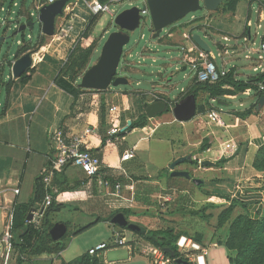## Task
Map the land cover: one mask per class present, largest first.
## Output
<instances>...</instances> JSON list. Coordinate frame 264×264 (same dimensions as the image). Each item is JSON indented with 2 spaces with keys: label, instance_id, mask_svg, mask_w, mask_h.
Wrapping results in <instances>:
<instances>
[{
  "label": "crops",
  "instance_id": "0c3cea01",
  "mask_svg": "<svg viewBox=\"0 0 264 264\" xmlns=\"http://www.w3.org/2000/svg\"><path fill=\"white\" fill-rule=\"evenodd\" d=\"M40 1L43 0H31V7L35 8ZM244 1L246 10L242 11L241 6L243 0H239L235 12L229 14L209 12L207 15L203 16V18H199L203 20L201 21L203 23H197L196 21L194 24L190 23L188 25H182L183 27L180 29H172L168 33L169 37H164L163 42L171 43L176 46L179 44L181 48L182 45L187 43L184 34L190 32V30L191 33L197 30L204 32L207 36L211 37L215 33H220V35H223V39L228 37L231 40L230 36H233L236 39L235 45L232 46L234 50L239 51L240 44H243L244 47L249 50L252 47L251 45L255 44L257 35L261 36V41L263 39L259 32H257L256 35L253 33L251 7L253 2L256 1L258 5L256 10L258 14L257 23L258 25L264 24V0ZM22 2L23 13H20L27 16L31 11L24 8L26 0H23ZM80 2L81 0L78 1V5H80ZM73 7H75L74 4L72 8ZM68 9L70 10V8ZM212 13H214V15ZM67 16L68 14L65 13L64 16L57 18L55 36L49 37L44 35L46 40L49 38L44 46L48 45L49 47L46 52L43 53L42 60L37 63L34 62V64L27 70L26 80H21V77L25 73L20 78L13 77L11 70L12 65L9 70L10 74L4 73V80H0V199L2 201V207H0V246L2 248L0 250V264H18L17 260L19 252L16 250H13L12 252L15 259H12L11 254L7 259L5 256L6 250L2 238L6 230V223L13 209L16 210L18 205L28 204L32 201L36 178L42 176L43 181L46 170L52 167L55 150L51 145L50 138L56 131H63L66 135H73L81 133L88 127L95 128V133L89 137L92 141L90 149L102 156L105 166L109 168L119 166L122 154L133 148L135 149L136 157L132 160L137 159V161L133 163L130 162L132 160L123 163L125 169L130 175V179H126L125 177H120L119 179L124 185L130 183L134 186V193H132L130 189H123V195L126 198H131L132 194H134L133 201H125L120 198L111 197L100 185L98 179L85 178L84 174L77 168L70 167L66 168L64 171L56 172L52 181L51 192L55 198H58L59 204L64 205V207L59 211L50 213L49 233L51 235V230L55 224H65L67 227V233L63 238L54 239L51 235L54 240L63 242L65 244V249L68 247L69 243L70 245L72 244V236H76L80 232L90 229L102 221L110 222L113 227H115L114 230H117L116 236L114 237L115 241L113 242V245L116 246L118 234L126 236L125 230L128 229L112 222V218L117 213H123L130 222L139 225L141 230L144 229L142 225L134 222L132 218H130L134 216V213L136 212L133 209V203H135V200H138L139 197L136 191V185L137 183L140 184L144 182L160 183L164 177L161 174H158L159 171L154 167L152 162H149L148 164L146 162L142 163L140 158H138L139 153L141 152L140 146L143 142L156 140L158 142L167 143L169 145V149H167L169 154L159 168L165 171L168 170L167 174L170 178L183 179L192 182H194L192 178H197L195 176L196 174L194 175L193 172H200L202 174L209 172V174H211L220 171L221 175L222 173L225 174L226 178L231 181H233V179L239 180L240 178L238 177L244 176L241 171V166L252 164L258 150L264 145V118L261 119L263 114L261 113L262 111L259 113L258 106L255 112L253 111L251 115H247L246 117H240L241 115H239L243 114L252 104L258 103L260 100V97H256L250 89H247L242 94L238 92L225 95L220 101L211 98L208 92L201 91L197 97L198 115L190 121H179V130L176 131L175 135L172 132H160L163 125H172L174 121H178L175 119L172 111H167L158 114L154 118H149L147 116L149 122L146 127H137L120 132L118 139H115L111 144H107L105 139L107 132L110 129H124L128 126L129 121H132L133 123L135 120H138L142 114H146V107L150 103L165 100L171 102L173 105L174 102L169 99V96H165L157 91H145L142 89H136L133 86L132 88L109 87L106 90L85 91L81 93L78 98L61 89L55 82L56 77L64 62L68 59V51L70 50V47L76 45L78 42L77 40L79 39L78 37L83 30L82 28V30L74 35L73 32L76 27H73V25L75 26V24H71L72 22L69 23L67 21ZM228 16H231L229 20L224 19ZM215 21H217L216 24H214ZM242 21L243 23L241 24ZM65 26L69 28L73 27L67 38L62 37V31H64L63 27ZM2 28L3 25L0 24V31ZM207 28H209V30H207ZM60 29H62V31H60ZM227 30L233 32H228ZM245 31L248 33L246 37L243 36ZM60 34L62 36H60ZM41 35L43 36L42 32ZM246 38H248V42L245 41ZM101 42H99L95 52L98 51ZM23 44L25 43L23 42L20 46ZM217 45L220 46L218 42ZM43 47L36 52H31V54H33L32 58L35 59V54L41 52ZM239 54L236 52L235 56ZM142 56L143 59L146 58L144 54ZM12 59L14 60L15 58L12 57ZM48 59H52L57 62V64L50 62ZM143 59L139 60L137 64H131L128 61H124V70L128 67L130 73L141 72L139 66L144 62ZM254 59L255 58L253 57L252 60H247L256 63ZM223 65L226 66V63L223 62ZM218 66L222 67L221 63ZM234 67L238 69V67ZM248 72L250 71L244 68L236 71V74L239 79H248L254 76L252 73ZM10 79L13 80L12 87L9 93H7L4 82ZM130 83L131 81L129 80V84ZM195 83L196 79L194 78L191 87L186 90L188 94L189 89L192 88ZM225 88L233 90V87L231 86H225ZM184 96L186 95L176 99L180 100ZM201 96H203V100L201 99ZM204 98L208 101H205ZM214 103H219L221 107H215L213 105ZM201 106L205 107L204 111H201ZM113 107H117V111H113ZM166 114H172L173 118L160 123L159 120H163L160 119V116ZM207 114H215L219 121V124H216V127L222 126L224 128H218L217 130L211 129V131H208L202 136H198L197 130L194 128L197 126L195 120L200 119L199 123L201 124L203 123L202 119L207 118ZM152 120H156L157 122L153 123L151 122ZM210 124L212 125L211 122ZM135 129H140L145 134L139 137L134 143L126 144V134L133 132ZM195 131L197 133L196 136L193 134ZM221 131L224 132L222 138L217 135L218 132L220 133ZM205 139H208L209 148L202 150V145ZM115 149L119 150L118 156L114 154ZM189 154L192 155V160L182 162L176 167V169L190 172L191 178H186L184 176H171L170 165L172 162L177 158ZM111 155L115 157L114 160L109 159V156ZM211 155H214L215 158L210 157ZM194 160H198L200 163L208 160L211 164L205 166H201L200 164L199 168H194L192 164ZM155 170H157V172ZM160 173H162L161 170ZM262 176L264 178V174H262ZM199 179L201 180V178ZM203 183L200 184L202 185ZM77 184L80 185L74 189ZM142 185V187L146 188L145 184ZM202 186L200 187L202 188ZM16 188L20 190L18 194L14 193ZM43 188L44 194L46 195L44 184ZM245 192L246 193L243 195L241 194L243 193L242 189L237 190L235 197L243 199L247 203L249 212L252 216L256 217L259 213H263L264 203H261L260 201H262L264 196V188L258 191L250 188ZM183 193L185 197H188L186 190H184ZM141 197H145V199L150 198L148 194ZM214 199L217 201H214ZM112 200H114V202H112ZM206 200L208 202L214 201L213 203L222 204L226 201V198L220 195L208 194L206 195ZM43 201L34 204L28 213V217L31 213L33 217L34 211L41 207ZM69 203H71V205L70 207H67L69 206ZM182 205L183 204L180 206ZM179 208L180 207L178 206L177 210H179ZM65 209H68L71 213L75 212L79 215L78 218H82L80 212L90 214L87 217V219H89L87 221L82 220V222H77L76 218L68 221V217L66 220L57 219V222H55L57 215L62 213ZM43 219L44 216L40 224H31L40 227ZM133 232L139 234L141 231ZM15 234L16 233H14V235ZM17 235H19V233H17ZM190 239L191 238L188 240ZM128 243L130 253L132 255L135 254L137 249L135 242L128 239ZM103 244L106 245L105 248L97 250L95 254L90 253L92 249H97ZM198 245L200 246V244ZM107 247L108 246L105 242L99 243L96 248L92 247L88 254L92 259L97 257L100 264H114V261L108 262L106 258L103 261L99 257L100 252L106 250ZM154 248L158 247L154 246L152 249ZM152 249L149 254L151 260ZM62 252L27 256L22 264H70L72 261L66 260L63 257ZM206 253L207 249L205 248L204 255H198L200 261L201 258H203L204 264L205 262L208 264ZM81 257L82 256L76 257L75 260Z\"/></svg>",
  "mask_w": 264,
  "mask_h": 264
},
{
  "label": "rangeland",
  "instance_id": "374dc122",
  "mask_svg": "<svg viewBox=\"0 0 264 264\" xmlns=\"http://www.w3.org/2000/svg\"><path fill=\"white\" fill-rule=\"evenodd\" d=\"M22 1L23 0H0V7H4L3 10H1L0 8V24L3 25L4 23H6L3 25V28L0 31V38L5 36V39L0 42V63L3 62V60L7 56L11 58L14 57L20 47L18 43L19 41L24 40V38L28 40V35H31L33 37V40H36L41 35L42 28L41 24L37 20V17H33V20L35 21V26L33 29L28 28L22 33L15 34L16 28L14 27V24L17 18L22 15L19 14L23 9ZM75 1L73 0V2ZM15 2H17L18 6L14 5ZM244 2L245 1L243 0L241 6L242 11L246 10V5ZM144 5L145 3L143 2V0H123L121 4H113L112 8L119 13L134 6L138 8H144ZM72 6L73 3L69 4L70 10L68 9V12L66 14L69 15L71 13ZM257 7V2L254 1L251 7V21L253 23L252 30L255 35L257 32L262 35L264 29H258V14L256 12ZM24 8L33 12L35 11L34 7H31V0H26V5ZM77 12L80 17L75 19L76 29L73 32L74 35L78 31L82 30V28L86 25L85 21H89L92 15L87 6H85L84 4H81ZM209 12L210 11L203 9L201 11L187 15L185 18L181 19L175 24L165 28L161 35L162 38L159 39L153 38L152 20L149 15L146 16L145 19H143V21L141 22L140 27L131 32V40L130 43L127 44L124 48L122 62L118 71L119 75L125 77L127 76L131 83L127 85H120L117 87L111 86V88H132L133 86L136 89H142L145 91H157L165 96H169L172 99L180 97L184 90H187L189 87H191V84L195 78V72L191 71L189 67L186 70H183L184 67H187L183 63L185 54L181 51L179 44L176 46L172 45L171 43L163 42L164 37L168 38V33L172 29H180L183 27L182 25L193 23V19L203 18V16L207 15V13ZM212 14L214 15V13ZM81 17L83 18L81 19ZM230 18L231 16H228L224 19L229 20ZM201 20L202 19L198 20V22H201ZM216 23L217 21H215L214 24ZM242 23L243 21L241 22V24ZM261 25L264 26V24ZM117 29L118 26H116L115 24V17L111 16L107 12L101 13L98 19L94 22L92 28L90 29L92 38L98 40V42H102L99 46L98 51L94 53L91 59L92 64L96 63L99 59L103 44L105 43L109 35ZM227 31L233 32L231 30ZM195 32H198L211 46V51L215 54L217 64L221 63L222 66V58H224V63H226L228 69L235 68L234 66L238 67L237 71H239V69L242 70L245 68L250 71L248 73H252L254 76L260 73H264V67L261 70L258 69L257 72L253 70V68L257 65L264 66V53L251 54V56L256 59H258L261 55L263 56V60H257L255 63L245 58V56L249 54V51L248 48L244 47L243 44H240V52L233 49L232 46L236 43L235 37L230 36L231 40L225 41L223 39V35H220V33H215L211 37L207 36L204 32L201 31L196 30ZM23 33H25V35H23ZM48 40L49 38H47L46 41ZM217 42L220 44V46L217 45ZM89 43L90 41L87 39L82 40V44L84 46L88 45ZM260 43L261 36L257 35L255 44L251 46L255 50H260ZM225 48H228L229 51L227 54L221 57L219 54H224ZM45 50L42 53L35 55L36 63L42 60L43 53L46 52ZM236 52L237 54H240L235 56ZM143 54L144 56H146V58H144V62L142 63V65L139 66L141 72L130 73L129 70V73L123 72L124 61H128L131 64H137L139 60L143 59ZM48 60L54 64H57V62L53 61L52 59ZM5 73L10 74L8 69L5 71ZM3 76L4 75L3 73H1L0 67V79L3 78ZM170 78L172 79L169 80ZM149 96L152 97L151 95ZM201 97V99L203 100V96ZM213 105L218 108L221 107L219 103H214ZM246 111L247 109L244 112L246 113ZM260 111H262L261 113L264 116V106L259 109V113ZM207 115V118L202 119L203 123L201 124L199 123L200 119H198L199 121L195 120L197 126H195L194 128L195 130H197L198 136H202L208 131H211V129L217 130L218 128H224L222 126L216 127V124H219V121L215 114ZM263 116L261 117V119L264 118ZM172 118V114H166L160 116V119L163 120H159V122L162 123V121H166ZM151 122L156 123L157 121L152 120ZM210 122L212 123V125L210 124ZM178 124L179 121H174L172 125L165 124L161 127L160 132H172L175 135L176 131L179 130ZM197 133L195 131V133H193L194 136H196ZM144 134L145 133L140 129H135L133 132L127 133L126 144L134 143L139 137ZM223 134L224 132L221 131L220 133L218 132L217 135L218 137L222 138ZM167 149H169V145L167 143L158 142L156 140L145 141L140 146L141 152L139 153L138 158H140L142 163L146 162L148 164L149 162H152L154 164V167L158 169V174H161L164 179L160 183L144 182L140 184L137 183L136 185V191L139 197L138 200L136 199V202L133 203V209L136 212L134 213V216L130 218H132L134 222L144 227L145 234H137L130 229L125 230L127 238L134 241L136 244L137 249L135 254L132 255L130 253L128 249L129 243L125 244L124 246L113 245L117 230H114L115 227H113L110 222L102 221L94 227L82 231L76 236H72V244L70 245L69 243L68 247L62 252L63 257L66 260L73 261L76 257L88 254L89 250L92 247L96 248L97 244L105 242L108 247L106 248V250L101 251L99 256L103 261L106 258L108 262L114 261V264H153V261L151 260L149 254L150 250L154 247V240L151 239L149 230L158 231L160 229L172 228L175 235L183 232L187 239L191 238L192 243L190 244H197L196 239L199 236L202 238L203 246L201 243L200 249H195L193 247L194 245H191L189 249L187 247L181 249L178 246V249L181 252L182 256L186 257L189 261L199 264L197 256L199 254L204 255L206 247V259L208 261V264H231L229 261L230 251L225 246L226 242L232 239V235L234 232L233 229L236 228L234 225L236 218L240 215H247L250 212L248 205H246L247 209H245V207L238 204L233 210L231 216L226 219L223 225L220 222V214L226 207L230 205L229 199H233L237 190L242 189L243 193L241 194L243 195L246 193L245 191L249 190L250 188L255 191L262 190L264 188V178L262 176L264 172L256 170L253 167V163L250 165H242L241 171L244 176L238 177L240 178L239 180L233 179V181L226 178L225 174L222 173L221 175L220 171L211 174H209V172L203 173L204 175L200 172H193L194 175L196 174L195 176L197 178H201V180H203L204 183L202 184L203 186L201 188L200 181L194 183L192 181H185L183 179H173L168 176V170L165 171L159 168V166L164 162V159L168 157L169 152L167 151ZM118 151L119 150L117 149L114 150V154H116L117 156ZM210 157L215 158L214 155H211ZM109 159L114 160L115 157L111 155L109 156ZM135 161H137V159L130 162L133 163ZM192 164L194 168L200 167V162L196 165L193 162ZM160 170L162 171V173H160ZM155 171L157 172V170ZM142 184H145L146 188L142 187ZM184 190L187 191L186 194L188 197H185V195H183ZM147 194L150 196V198L145 199V197H141L146 196ZM208 194L224 196L225 198H228V200L222 203V207L207 209L206 213L212 215L211 219H207L203 215L201 216L191 213V210L201 209L208 204V201L206 200V195ZM214 201L217 200L214 199ZM112 202H114V200H112ZM242 202L247 204L245 201ZM260 202L264 203V196L262 201ZM181 204L183 205L180 206ZM70 205L71 203H69V206L67 207H70ZM178 206L180 207V210H177ZM184 207L185 210L183 209ZM80 213V216H82V218H78L79 215H77L75 212L71 213V211L65 209L62 213L57 215V218H55V222H57V219L66 220V218L68 217V221L76 218L77 222H82V220L87 221L89 219H87V217L90 214H86L85 212ZM155 237H159V235H156ZM238 243L239 242L237 241L235 242L236 245ZM1 249L2 248L0 246V250ZM234 255L235 252L233 253V256ZM11 256L12 259H15L13 253H11Z\"/></svg>",
  "mask_w": 264,
  "mask_h": 264
},
{
  "label": "trees",
  "instance_id": "16d2710c",
  "mask_svg": "<svg viewBox=\"0 0 264 264\" xmlns=\"http://www.w3.org/2000/svg\"><path fill=\"white\" fill-rule=\"evenodd\" d=\"M92 1V0H91ZM101 3H106L109 0H97ZM239 0H225L220 8L218 9V13L220 14H229L233 13L236 10L237 4ZM79 4V3H78ZM81 4H86L81 0L80 5H77L72 13L67 16V21L71 24H75V19L80 17L78 15L77 10L80 8ZM88 8V7H87ZM82 11V9H81ZM90 11V10H89ZM91 13V11H90ZM21 15V13H19ZM92 14V13H91ZM28 16V15H27ZM99 15H91L89 21H85L86 25L83 27L79 35L78 42L74 46L73 49H70L69 56L66 62H64L62 68L60 69L57 77L56 84L66 91L67 93L73 95L78 98L79 95L85 91H91L89 89H84L79 86L81 76L92 66L91 59L95 53L97 46L99 45L98 40L93 39L90 29L94 22L98 19ZM31 19L30 16H28ZM83 17H81L82 19ZM73 27H76V25ZM72 27V28H73ZM209 30V28L207 29ZM24 32V31H23ZM25 35V33H23ZM248 33L245 31L243 36H247ZM62 36V35H61ZM63 37V36H62ZM5 39V36H3ZM87 39L90 43L86 46L82 44V40ZM22 46L19 47L16 55L20 57L27 52H36L46 43V37L40 35L36 40L24 38ZM49 46L46 45L42 48L41 52L36 53L38 55L42 53ZM46 51V50H45ZM13 59L7 56L3 62L0 63L1 73H5L12 65ZM122 62V61H121ZM128 67L123 72H128ZM237 68H232L231 71L224 77L220 79L219 82L214 84L201 83L196 82L195 85L189 89V94H195L196 98L199 96L201 91L208 92L210 97L213 99L224 98L225 95L235 94V93H243L247 89L253 91L256 97H264V73L257 74L248 79H239L236 74ZM27 75L25 74L21 77V80H26ZM0 80H4V77ZM13 80H7L4 82L6 85V92L9 93L12 87ZM225 86L233 87V90L225 88ZM97 91V90H93ZM208 101V100H207ZM259 103V102H258ZM258 103L252 104L249 109H247L246 113L244 112L240 117H246L247 115H251L254 110L257 109ZM205 107L201 106V111H204ZM148 124V117L146 114H142L138 120H135L132 125L128 128L134 129L137 127L144 128ZM209 148L208 139H205L202 145V150ZM193 163L198 164V160H194ZM253 167L258 171L264 172V145L260 147L258 153L255 156L253 161ZM77 184L76 187H78ZM202 186V185H201ZM44 188L42 176H39L35 180L34 186V195L32 201L30 203L18 205L14 212V233L15 238L13 241L14 250L19 252L18 264H22L25 261L27 256L42 254V253H60L65 249V244L60 241L54 240L49 233V215L51 212L61 210L64 205L59 204V202L54 201L53 204L47 208L45 211L44 219L42 225L40 227H36L34 224L28 222V213L31 208L34 206L36 202H42L44 200ZM228 200V198H226ZM243 199L233 197V199H229L230 205L226 207L223 212L220 214L221 224L223 225L226 219L231 216L235 207L239 204L247 209L245 203H243ZM222 207V204H216L213 202H208L206 206L198 210H191V213L196 215H203L207 219H211L212 215L207 214L206 211L208 208H217ZM185 210V207L183 208ZM180 210V209H179ZM235 229H233L232 239L226 242V247L230 251L229 252V261L231 264H264V212L259 213L258 216L253 217L250 213L247 215H240L236 218ZM19 233V235H17ZM151 235V239L154 240V246L163 250L166 256L171 258L173 264H178L176 258H183L189 261L186 257H183L181 252L179 251V247L177 242L179 238L185 236L183 232L174 234V230L171 229H160L158 231H149ZM141 235L145 234V230H141L139 233ZM159 235V237H155ZM202 238L199 236L196 239L197 244L202 243ZM239 242L237 245L235 242ZM235 244V245H234ZM203 246V243H202ZM206 248V247H205ZM175 252V256L171 255V251ZM235 255L233 256V253ZM191 264H196L189 261ZM70 264H100L99 259L97 257L90 258L89 254L82 256L81 258L72 261Z\"/></svg>",
  "mask_w": 264,
  "mask_h": 264
},
{
  "label": "water",
  "instance_id": "95a60500",
  "mask_svg": "<svg viewBox=\"0 0 264 264\" xmlns=\"http://www.w3.org/2000/svg\"><path fill=\"white\" fill-rule=\"evenodd\" d=\"M225 0H147L150 17L152 20L153 38H161L165 28L175 24L191 13H195L206 9L208 11H217ZM71 0H55L53 3L44 5L40 8L37 17L41 24L42 34L52 37L56 34V20L58 17L65 15V8ZM115 24L118 29L112 32L105 43L103 44L101 54L96 63H94L80 78L79 86L89 90H106L109 87H117L120 85L129 84L127 77L119 75V67L121 65L124 48L131 40V32L140 27L142 22L141 9L131 7L116 14ZM35 21L31 18L26 22H22L15 34L22 33L28 28L33 29ZM250 33V31H249ZM194 42L207 52H211V46L198 33L192 35ZM0 38V42L3 41ZM12 61V73L14 78H20L33 65L31 52L17 57L14 55ZM184 67L183 70H186ZM170 78L169 80H171ZM171 99L173 105L169 101L160 100L150 103L146 107V114L149 118H154L158 114L172 111L174 117L178 121H190L197 116V98L195 94L190 93L180 100ZM172 105V106H171ZM264 106V97H261L258 104V109ZM132 125V121L128 122V126L123 129L126 131ZM192 155L177 158L170 165L171 176H184L191 178L188 171L177 170L176 167L185 161H191ZM201 166L210 165V161L200 163ZM194 182L199 181V178H192ZM200 183H203L200 180ZM32 219V213L28 217ZM112 222L126 227L132 231H141V227L133 222H130L123 213H117ZM67 233L65 224H55L51 230V235L54 239H61ZM171 251V250H169ZM171 255L175 256V252L171 251ZM178 264H191L183 258H176Z\"/></svg>",
  "mask_w": 264,
  "mask_h": 264
},
{
  "label": "built area",
  "instance_id": "2783aa9c",
  "mask_svg": "<svg viewBox=\"0 0 264 264\" xmlns=\"http://www.w3.org/2000/svg\"><path fill=\"white\" fill-rule=\"evenodd\" d=\"M55 0H43L40 1L39 4L34 8V12L31 11L28 16H30L32 19L33 17H38L39 10L42 6L53 3ZM79 1V0H78ZM78 1H71L70 3L74 4L76 7L78 5ZM88 9L91 11L93 15H99L103 12L109 13L111 16H116L118 13L116 10L112 8L113 4H117L123 1V0H109L107 3H101L97 0L94 1H88V0H82ZM145 3L144 8L141 9L142 14V21L145 19L146 16H150L149 7L147 0H143ZM69 3V4H70ZM69 4L65 8V13H67ZM15 6H17V3H14ZM75 7L72 8L71 13L74 11ZM1 10L4 9V7H0ZM36 12V13H35ZM28 16L21 15L17 18L14 27L17 29L19 28L20 24L24 21L26 22L29 20ZM6 22V19H5ZM9 23V22H8ZM6 24V23H4ZM3 24V25H4ZM2 25V24H1ZM66 27V26H65ZM63 27V30L60 29L63 33V38L69 37V33L72 29V27ZM250 27V26H249ZM65 28V29H64ZM258 29H264V26L261 24L258 25ZM61 36V34H60ZM262 41L260 43V50H255L253 47H251L248 51L249 54L245 56L246 59L252 60L253 57L251 54L254 53H264V32L262 34ZM29 40L33 37L31 35H28ZM186 44L181 46V51L185 54L184 58V64L191 69V71L195 72V79L196 82L201 83H208V84H214L220 81V79L224 76H226L231 70L227 68V66L222 65V67H219L216 63V57L213 52H206L201 47H199L193 40L191 39L190 33L184 34ZM225 41H229L230 39L228 37L224 38ZM246 42H248V38L245 39ZM19 45L23 43L22 41L18 42ZM71 49L74 48V46L70 47ZM229 51L228 48L224 49V54L220 53L219 55L222 57L225 54H227ZM33 55V54H31ZM33 59V64L35 62V59ZM144 60V59H143ZM255 61H261L263 60V56L261 55L258 59H254ZM263 65H257L253 68L254 71H258V69H262ZM264 89V87H261ZM186 90L183 91V94H185ZM117 107H113V111H117ZM120 132H123V129L120 128H112L107 132L106 136V143L111 144L115 141V139H118V136ZM95 133V128L88 127L85 130H83L81 133L73 134V135H66L63 131H56L52 134L50 141L51 145L55 150L54 159H53V165L51 168L46 170V173L43 178V184L46 189V195L43 203L41 204V207L34 211L32 219H29V223H36L40 224L45 211L47 208H49L54 201H58V198L54 197V195L51 192L52 189V181L57 171H64L66 168L74 167L79 169L87 179H98L100 185L107 191V194L111 197L120 198L125 201H133L134 194H132L131 198H126L123 195V189H130L132 193H134V186L132 184L128 183L124 185L120 182V177H125L126 179H130V175L125 169L123 163L128 162L136 157L135 149L127 150L122 154L121 157V163L117 167L109 168L105 166L102 156H100L98 153L92 151L91 145L92 141L89 139L91 135ZM16 194L20 192L18 188L14 190ZM236 196V195H235ZM234 196V197H235ZM0 207H2V201L0 199ZM14 209L12 213L9 215V218L6 223V230L3 234L2 242L5 246V256L6 259L9 258L10 254L13 252V241L15 238L14 235ZM188 242V243H187ZM128 243V238L126 236H121L118 234L116 244L117 245H125ZM192 243V239L188 240L186 237H181L178 240V246L182 249L187 247L188 249L191 247V245H194L193 247L195 249H200V246L196 243ZM106 245H100L97 249H92L90 251L91 254H95L97 250H100L102 248H105ZM199 247V248H198ZM153 264H173V261L171 258L165 255L162 249L160 248H154L151 251ZM198 263L201 264L200 257H197ZM206 264V262H205Z\"/></svg>",
  "mask_w": 264,
  "mask_h": 264
},
{
  "label": "bare ground",
  "instance_id": "6f19581e",
  "mask_svg": "<svg viewBox=\"0 0 264 264\" xmlns=\"http://www.w3.org/2000/svg\"><path fill=\"white\" fill-rule=\"evenodd\" d=\"M67 11H68V10H67ZM207 11H208V10H207ZM210 12H212V11H210ZM199 20H200V19H199ZM193 21H194V22H193L192 24H194L196 21H197V23H200V22H198V19H196V18L193 19ZM201 21H203V20H201ZM201 23H203V22H201ZM189 33H190V35H191V39L193 40L192 35H193L194 32L191 33V30H190ZM193 42H194V40H193ZM206 52H207V51H206ZM211 52H212V51H211ZM208 53H210V52H208ZM222 59H223L222 61L224 62V58H222ZM201 262H202V264H204L203 258H201Z\"/></svg>",
  "mask_w": 264,
  "mask_h": 264
},
{
  "label": "flooded vegetation",
  "instance_id": "af4514ba",
  "mask_svg": "<svg viewBox=\"0 0 264 264\" xmlns=\"http://www.w3.org/2000/svg\"><path fill=\"white\" fill-rule=\"evenodd\" d=\"M187 94H188V92H186L185 94H183V93H182V95H181V96H183V95H187ZM181 96H180V97H181Z\"/></svg>",
  "mask_w": 264,
  "mask_h": 264
}]
</instances>
